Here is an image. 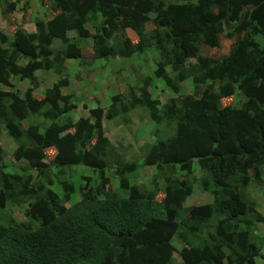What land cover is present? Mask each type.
<instances>
[{
  "label": "trees",
  "instance_id": "obj_1",
  "mask_svg": "<svg viewBox=\"0 0 264 264\" xmlns=\"http://www.w3.org/2000/svg\"><path fill=\"white\" fill-rule=\"evenodd\" d=\"M29 1L0 0L2 15L6 18L19 4L26 10ZM55 9L45 21L36 19L32 32L9 39L0 30V131L14 141L12 158L28 164L20 166V173L4 169L0 145V208L7 201L28 204V219L16 222L9 217L0 222V264H256L257 258L264 260L255 243L256 223L264 225V216L243 192L250 182L258 181L253 170L264 167V44L257 38L264 41V0H57ZM96 13L100 23L91 45L95 57L140 56L152 49L157 52L154 75L174 92L179 91L178 84L166 67L180 79L188 60L194 59L188 63V73L195 94L160 104L147 91L145 78L139 94L132 90L113 94L108 108L96 105L88 109L89 117L76 119L70 111L78 98L61 91L68 84L66 77L36 97L39 68L51 67L60 74L67 60L85 62L81 46L67 31L89 36L85 23ZM225 28L230 29L227 36L234 37L228 53L202 54V46H220L219 35ZM125 29L137 36L135 46ZM115 32H121L119 46L110 42ZM55 39L61 48L54 47ZM12 76L28 80L30 86L22 93L2 89L12 85ZM205 83L210 86L197 91ZM235 92L243 99L238 107L220 104L219 98ZM137 106L144 107L155 123H173V134L150 144L141 164L121 161L102 126L103 118H126ZM31 115L48 123L30 122ZM48 150L54 151L53 156L48 157ZM194 161L201 172L199 186L212 201L184 206L193 183L182 185L171 175L176 170L190 174ZM76 165L88 167L98 181L92 184L82 176L79 199L72 200L73 183L62 181L58 195L50 188V170ZM140 166L154 167L162 175L167 202L163 211L154 207L160 193L156 186L148 189L130 182L128 174ZM173 236L182 243L180 261L173 256Z\"/></svg>",
  "mask_w": 264,
  "mask_h": 264
},
{
  "label": "rangeland",
  "instance_id": "obj_2",
  "mask_svg": "<svg viewBox=\"0 0 264 264\" xmlns=\"http://www.w3.org/2000/svg\"><path fill=\"white\" fill-rule=\"evenodd\" d=\"M57 0H30L29 6L26 10L21 9L19 4L18 9L6 14V18L2 15L4 11L3 6L0 7V30L6 33L9 39L13 34L32 32L35 30L34 21L36 19L46 20V18L56 13L55 4ZM179 1V0H170ZM42 2V3H41ZM153 16V14H151ZM100 23V16L98 13L90 15L89 20L85 23L90 35L87 37H79L73 29L67 31V35L76 39L81 46V56L85 60L79 63L77 60H67L66 64L61 68L60 74H57L53 68H39L36 71V78L38 87L33 91L36 97H41L45 89L49 88L54 81L60 77L68 79L67 86L61 89L62 93H70L77 97L76 107L70 111L72 118L76 119L80 116L89 117L88 109L96 105L101 106L104 110L108 108L110 103V96L116 93L126 94L128 90L139 94L145 78H148L146 85L150 96L157 99L160 104L166 100L173 98L178 102L180 95L195 94L191 77L188 73V63H194V59L188 60L186 66L182 70L180 79H176V74L167 66L166 70L170 77L175 79L178 84V92H174L165 82L154 75L155 60L157 59V52L154 50H146L140 56L132 55L130 57L118 56L116 58H98L95 57L91 49L92 34L96 33V28ZM152 25H148L150 29ZM229 28H225L224 32L219 35L220 46L201 47V53L211 57H221L228 53L229 48L234 42V37L229 38L227 32ZM124 33L131 40L132 45H136L138 40L135 33L129 29H125ZM261 44L264 41L261 37H257ZM121 32H115L110 42L117 46L120 45ZM55 48H61L63 45L58 39L53 42ZM1 46H8V43H1ZM120 47H117L119 51ZM11 86H2V89L10 92L18 91L22 93L30 83L26 79H20L18 76L10 78ZM209 83L200 85L197 91L203 88H208ZM217 91V86L213 87ZM243 101L241 95L235 92L229 97L219 98L222 106L230 105L238 107ZM30 122L46 125L47 120L37 115H31ZM102 126L104 134L114 144L116 152L121 157V161H133L142 163V158L150 144H152L158 137H166L173 134V123L164 120L160 123H155L149 117L148 111L142 107L137 106L131 110L126 118L117 116L112 119L103 118ZM0 145L4 150V157L2 165L7 167L6 170L10 172L20 173V166L28 165L23 159L14 160L12 158L14 141L7 136L4 130L0 131ZM48 157L53 156L54 151L48 150ZM6 165V166H5ZM8 165V166H7ZM200 170L194 161L193 170L190 174L184 175L182 172L176 170L171 177L179 179L183 185L186 182H192L193 188L191 194L184 202L185 206L199 205L211 202V195L199 186L198 177ZM34 171L32 175L34 176ZM82 176L89 177L90 182L95 184L98 177L91 172L88 167L83 165L52 167L50 170V177L52 188L58 195H62L61 182L69 180L73 183L74 190L71 194L72 200L79 199L80 187L84 183ZM162 175L157 174L154 167L140 166L135 171L128 174L130 182L138 183L142 187L153 189L157 187L160 193L154 200L155 210L163 211L167 202L163 200L164 180ZM253 177L258 181L250 182L243 188L244 194L250 199L251 204L256 210L264 216V167H256L253 170ZM113 187H116L115 181L110 179ZM11 217L14 221L19 222L28 219V204L27 203H13L7 201L4 208H0V222L6 223ZM256 238L255 243L260 247L261 253L264 254V225L256 224ZM227 239L229 234H224ZM175 247L173 253L174 259L180 261L178 250L181 247V241L173 236L171 239ZM175 260V261H176ZM256 264H264V260L257 258Z\"/></svg>",
  "mask_w": 264,
  "mask_h": 264
},
{
  "label": "clouds",
  "instance_id": "obj_3",
  "mask_svg": "<svg viewBox=\"0 0 264 264\" xmlns=\"http://www.w3.org/2000/svg\"><path fill=\"white\" fill-rule=\"evenodd\" d=\"M142 160H143V158H142ZM150 167V166H149ZM207 192V191H206ZM209 193V192H208ZM210 194V193H209ZM211 195V194H210ZM189 197V196H188ZM187 197V198H188ZM211 199H212V197H211ZM186 201V200H185ZM212 201V200H211ZM208 203H210V202H208ZM204 204V203H203ZM185 206V205H184ZM260 222H258V223H256V224H259ZM262 224V223H261Z\"/></svg>",
  "mask_w": 264,
  "mask_h": 264
},
{
  "label": "crops",
  "instance_id": "obj_4",
  "mask_svg": "<svg viewBox=\"0 0 264 264\" xmlns=\"http://www.w3.org/2000/svg\"><path fill=\"white\" fill-rule=\"evenodd\" d=\"M18 7H19V5L16 7V9H18ZM4 169H6V168H4Z\"/></svg>",
  "mask_w": 264,
  "mask_h": 264
}]
</instances>
